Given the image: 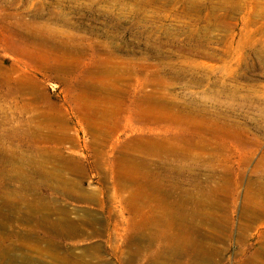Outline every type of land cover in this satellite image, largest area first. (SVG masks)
Listing matches in <instances>:
<instances>
[{
	"label": "rangeland",
	"instance_id": "rangeland-1",
	"mask_svg": "<svg viewBox=\"0 0 264 264\" xmlns=\"http://www.w3.org/2000/svg\"><path fill=\"white\" fill-rule=\"evenodd\" d=\"M263 224L264 0H0V264H264Z\"/></svg>",
	"mask_w": 264,
	"mask_h": 264
},
{
	"label": "bare ground",
	"instance_id": "bare-ground-1",
	"mask_svg": "<svg viewBox=\"0 0 264 264\" xmlns=\"http://www.w3.org/2000/svg\"><path fill=\"white\" fill-rule=\"evenodd\" d=\"M213 145V144H212ZM166 155V154H165ZM182 160V159H181ZM186 161V160H185ZM184 161V162H185ZM170 169V168H169ZM172 169V168H171ZM173 171V170H172ZM166 172V171H165ZM178 173L180 172V171H177ZM182 172V171H181ZM169 173H171L170 171H169ZM173 173H174V171H173ZM177 173V174H178ZM166 174H168V172L166 173ZM166 174H165V176H166ZM199 174V173H198ZM159 175V174H158ZM171 175V174H170ZM157 176V175H156ZM172 176V175H171ZM170 176V177H171ZM170 177H168L167 178V176L166 177H162L161 178V181H159L160 182V185L162 186L163 185V182L164 181H167L168 179H170ZM174 177H176V175H174ZM179 177V176H178ZM204 177V176H203ZM155 178V177H154ZM177 178V177H176ZM203 179H205V178H203ZM154 180V183H152V185H151V187H152V190L151 189H149L147 186H146V184H144V185H139V188H137L136 190H137V192H136V196H138V199L139 200H142V199H144V198H153V199H155L156 201H159V199H160V194L164 191V193L166 192L167 193V188H166V186H165V190L159 185V184H157L156 183V179H153ZM157 180H160V178L159 179H157ZM195 180V179H194ZM161 182H162V184H161ZM198 183H200V182H198ZM159 185V186H158ZM175 185L177 186V185H179L178 183H173V184H169L168 185V189L169 188H171L172 186H173V188L175 187ZM203 184H201V186H202ZM199 187H201L200 185H198ZM216 187V186H215ZM173 188H171V189H173ZM186 188V187H185ZM206 187H204V189H205ZM212 188V187H211ZM154 189H157L156 191H158V190H160L161 191V193L160 192H155V191H153ZM184 188H182V190H183ZM210 189V188H209ZM213 189V188H212ZM199 190V189H198ZM208 190V189H207ZM178 191V190H177ZM180 191V190H179ZM178 191V192H179ZM214 191V190H213ZM215 191H217V190H215ZM173 192H174V190H173ZM186 192H188L187 190H186ZM190 192V191H189ZM180 193V192H179ZM181 193H182V191H181ZM184 193V192H183ZM196 193V192H195ZM200 193V192H199ZM202 193H204V192H202ZM170 194H171V192H170ZM175 194V193H174ZM186 194V193H185ZM192 194H194V193H192ZM214 194V193H213ZM162 195H165V196H167V194H162ZM172 195H173V193H172ZM176 195V194H175ZM195 195V194H194ZM200 195V194H199ZM202 195V194H201ZM170 196V195H169ZM179 196L180 195H178V197L177 198H179ZM183 196V195H182ZM162 197V196H161ZM181 197V196H180ZM197 197V195H195V198ZM213 197V196H212ZM168 198V197H167ZM184 198V197H183ZM193 198V197H192ZM191 198V199H192ZM166 199V198H165ZM180 199V198H179ZM182 199V198H181ZM180 199V200H181ZM206 199V198H205ZM151 199H149L148 201H150ZM194 199H192V201H193ZM202 200V199H201ZM143 201V200H142ZM147 201V200H146ZM152 201V200H151ZM203 201H205L204 199H203ZM174 201H168V202H162V204L161 205H164V209H165V214L167 215V217L165 218V224H166V226H167V233H166V239L168 240V241H170L171 243H174V244H176L177 242H178V240H179V238H178V236L176 235V231L175 230H180L181 229V227L182 226H180L181 225V223H182V221H183V216L182 217H180V218H175V214L177 213V212H174V209H175V205H176V202H175V205H174V203H173ZM183 202H185V199L183 200ZM188 202V201H187ZM201 202V201H200ZM152 203V202H151ZM161 203V202H160ZM179 203V202H178ZM189 203H190V201H189ZM211 203H213V202H211ZM157 204V203H156ZM181 204V203H180ZM191 204V203H190ZM196 204H197V202H196ZM257 204V203H256ZM187 205H189V204H187ZM195 205V204H194ZM193 205V206H194ZM258 205V204H257ZM185 206H186V204H185ZM205 206V205H204ZM203 206V207H204ZM209 206V205H208ZM158 207V206H157ZM187 207V206H186ZM248 207V206H247ZM246 207V208H247ZM254 207H255V205H254ZM177 208H179V207H177ZM182 208V207H181ZM188 209H190V207H187ZM186 208V209H187ZM245 208V209H246ZM249 209L248 210H250L251 208L250 207H248ZM198 209H200L199 207H198ZM254 209V208H253ZM253 209H252V211H253ZM256 209V208H255ZM181 210V209H180ZM179 211V210H178ZM183 211V210H182ZM190 211V210H189ZM188 211V212H189ZM244 211V210H243ZM251 211V210H250ZM181 212V211H180ZM184 212H185V210H184ZM183 212V213H184ZM187 212V210H186V213H188ZM247 212V211H246ZM257 212V211H256ZM182 212H181V214H183ZM190 213V212H189ZM244 213V212H243ZM253 212H251V214H252ZM255 213V212H254ZM253 213V214H254ZM179 216H180V214L179 213H177ZM245 214V213H244ZM243 214V215H244ZM249 214V213H248ZM256 214V213H255ZM177 215V216H178ZM186 215V214H185ZM196 215V214H195ZM246 215V214H245ZM262 215V214H261ZM260 215V216H261ZM176 216V217H177ZM192 216H193V214H192ZM185 217H187V215L185 216ZM247 217V216H246ZM256 217V216H255ZM247 219V218H246ZM252 219H253V217H252ZM258 219V218H257ZM188 220H190L189 218H188ZM261 220V219H260ZM249 221V220H248ZM255 222H257L256 220H254ZM252 223H254V222H252ZM250 224V223H249ZM248 224V225H249ZM261 224V223H260ZM184 225V224H183ZM253 225H255V224H253ZM264 225V224H263ZM180 226V227H179ZM188 226V225H187ZM248 227V226H247ZM250 227V226H249ZM257 227H258V223H257ZM183 228V227H182ZM256 228V227H255ZM182 231H184L183 229H181ZM188 230V229H187ZM263 229H261V231H262ZM67 231H69V230H67ZM259 232V231H258ZM192 233V232H191ZM263 233V232H262ZM261 233V234H262ZM259 234V233H258ZM264 234V233H263ZM186 235H187V233H186ZM263 236V235H262ZM187 237V236H186ZM187 242H191V241H189L187 238H184ZM264 239V238H263ZM259 243V246H258V248H257V251L255 252V254L253 255V257L254 258H256V256L258 255V257H259V255H264V250L263 249H261V246H260V242H261V240H259L258 241ZM193 245V244H192ZM196 245V244H195ZM194 245V246H195ZM261 245H262V242H261ZM262 248H264V247H262ZM195 250H194V252H195V256H196V258H202V256H203V253H204V250H203V247L201 246V245H199L198 244V246H196L195 248H194ZM256 250V249H255ZM261 255V256H262ZM252 256V255H251ZM252 257V258H253ZM250 259V258H249ZM245 262H247V261H245Z\"/></svg>",
	"mask_w": 264,
	"mask_h": 264
}]
</instances>
